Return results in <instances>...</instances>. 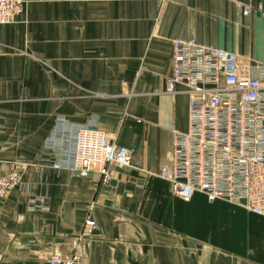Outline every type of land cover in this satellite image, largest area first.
I'll return each mask as SVG.
<instances>
[{
    "label": "crops",
    "instance_id": "crops-1",
    "mask_svg": "<svg viewBox=\"0 0 264 264\" xmlns=\"http://www.w3.org/2000/svg\"><path fill=\"white\" fill-rule=\"evenodd\" d=\"M23 2L0 25V173L17 169L27 185L0 200V264H46L73 239L83 264H264L263 216L198 192L184 202L157 175L170 123L185 131L187 116L184 88L165 92L171 39L264 62V19L236 6L264 0ZM89 117L132 149L107 184L47 163L70 164V125ZM40 194L48 210L28 211ZM85 217L94 226L79 236Z\"/></svg>",
    "mask_w": 264,
    "mask_h": 264
},
{
    "label": "built area",
    "instance_id": "built-area-1",
    "mask_svg": "<svg viewBox=\"0 0 264 264\" xmlns=\"http://www.w3.org/2000/svg\"><path fill=\"white\" fill-rule=\"evenodd\" d=\"M236 6L242 15L264 19V5L239 2ZM24 8L23 0H0V25L13 22ZM170 56L165 92L175 91V85L184 88L187 116L185 131L170 123V163L161 165L157 175L184 202L198 192L207 200L236 203L264 217V62H250L193 38L171 39ZM55 119L66 124L61 117ZM70 126L74 133L71 162L66 165L53 158L47 162L52 168L69 169L76 177L94 173L107 184L111 166H131L132 149L95 129L94 118ZM25 189L17 169L0 173V200L12 190ZM47 201L45 195H29L25 208L47 211ZM83 221L79 236L89 234L94 226L87 217ZM76 243L71 241L69 254L48 256L46 264H83Z\"/></svg>",
    "mask_w": 264,
    "mask_h": 264
}]
</instances>
